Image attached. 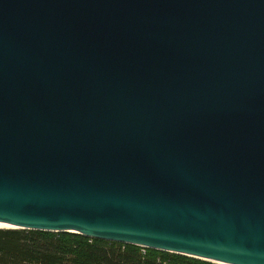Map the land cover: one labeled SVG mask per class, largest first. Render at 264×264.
Returning <instances> with one entry per match:
<instances>
[{"label":"water","instance_id":"95a60500","mask_svg":"<svg viewBox=\"0 0 264 264\" xmlns=\"http://www.w3.org/2000/svg\"><path fill=\"white\" fill-rule=\"evenodd\" d=\"M0 224L264 264V0H0Z\"/></svg>","mask_w":264,"mask_h":264},{"label":"trees","instance_id":"16d2710c","mask_svg":"<svg viewBox=\"0 0 264 264\" xmlns=\"http://www.w3.org/2000/svg\"><path fill=\"white\" fill-rule=\"evenodd\" d=\"M0 264H214L73 233L0 228Z\"/></svg>","mask_w":264,"mask_h":264},{"label":"bare ground","instance_id":"6f19581e","mask_svg":"<svg viewBox=\"0 0 264 264\" xmlns=\"http://www.w3.org/2000/svg\"><path fill=\"white\" fill-rule=\"evenodd\" d=\"M0 227H3L4 229H10L11 228V226L4 225V224H0Z\"/></svg>","mask_w":264,"mask_h":264},{"label":"rangeland","instance_id":"374dc122","mask_svg":"<svg viewBox=\"0 0 264 264\" xmlns=\"http://www.w3.org/2000/svg\"><path fill=\"white\" fill-rule=\"evenodd\" d=\"M0 228H3V227H0Z\"/></svg>","mask_w":264,"mask_h":264}]
</instances>
